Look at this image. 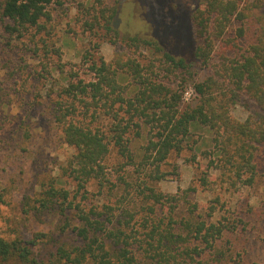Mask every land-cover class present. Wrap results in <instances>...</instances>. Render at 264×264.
<instances>
[{
  "label": "rangeland",
  "instance_id": "374dc122",
  "mask_svg": "<svg viewBox=\"0 0 264 264\" xmlns=\"http://www.w3.org/2000/svg\"><path fill=\"white\" fill-rule=\"evenodd\" d=\"M204 2L206 0H56L49 6L52 19L46 22V29L37 31L33 27L21 34L15 32L6 39L2 38L3 21L0 19V193L5 201L0 208V231L3 235L23 234L30 238L35 231L50 232L53 235L51 242L36 247L42 252L55 249L62 241H80L72 226L61 229L66 220L64 217H56L53 224L48 217L42 222L30 212V205L35 203L42 187H47L58 174L65 177L71 174L64 169L74 149L64 142L62 128L55 117L62 98L60 91L69 83L61 69L88 78L90 62L86 61L85 54L96 59L102 56L107 61H112L118 52L123 56L130 54L154 80L177 89L186 79L182 85L186 88L182 101L185 105L193 98L194 82L206 80L223 62H228L227 58H239L248 52L264 26V0H238L239 15L232 18L225 35L234 38L241 48H230L219 39L207 62L192 54L188 14ZM114 4L118 6V13L112 24L120 32L115 42L114 34L99 22L90 25L100 7ZM179 9L182 11L177 22L171 28H165L175 21L173 16ZM135 34L153 38L164 47L169 45L166 49L178 57L184 56L189 68L184 72H172L174 70L162 60L161 53L143 46L137 50L128 47L123 38ZM121 81L128 92L135 90L132 76ZM257 111H261L259 104L245 94H241L230 109L231 115L239 120H245ZM83 119L100 128L111 121L109 116L96 120L88 115ZM207 135L204 130H197L192 140L197 141L196 144L190 142L192 148L189 145L181 153H171L161 165L167 175L160 181L149 177L148 167L133 170L127 176L129 185L121 197L112 193L111 188L117 182L115 166L122 161L114 150L106 159L107 177L111 180L101 185L98 179H92L85 187H80L73 175L68 176L70 198L86 211L94 205L100 211H107L114 222L128 217L123 214L125 209L134 211L126 232L128 248L137 250L139 264L154 261L147 258L144 250L149 247L144 237L148 228L143 225L144 217L150 214L147 210L149 200L143 199L146 184L165 194L179 193L181 205L172 213L179 211L177 219L188 215L187 207L191 202L199 205L195 213L209 221L231 216V213L237 215V228L225 232L215 243L216 249L215 246L205 249L204 257L209 264H235L238 261L264 264V145L255 151L259 172L254 182L244 184L225 166L224 159L212 152ZM135 139L133 149L138 150L146 143L143 137ZM217 202L214 214L209 217V206ZM68 214L71 225L78 224L77 211L71 209ZM151 215L156 220L164 217L163 207H156ZM123 246L124 243L119 245ZM201 247H205L204 244Z\"/></svg>",
  "mask_w": 264,
  "mask_h": 264
},
{
  "label": "trees",
  "instance_id": "16d2710c",
  "mask_svg": "<svg viewBox=\"0 0 264 264\" xmlns=\"http://www.w3.org/2000/svg\"><path fill=\"white\" fill-rule=\"evenodd\" d=\"M55 1L0 0L2 38L11 37L15 32H27L33 27L37 31L46 29V22L52 19L49 6ZM238 9V0H206L202 6L189 10L191 49L196 58L207 62L219 39L230 48H241L234 38L225 35ZM181 11L179 9L173 16L172 25L165 28H171L177 22ZM98 12L93 15L94 22L90 25L99 22L114 34L115 42L120 32L112 23L118 6L105 5ZM123 40L135 50L143 46L161 53L162 60L174 70L172 72H184L189 68L184 56H176L172 50H167L169 45L164 47L153 38L135 34ZM90 55H84L90 62L88 78L61 69L69 83L60 91L62 98L55 115L64 142L74 149L64 171H70L68 176L73 175L80 187H85L92 179H98L101 185L111 180L107 177L106 159L114 150L122 161L115 166L118 174L116 184L111 186L112 193L121 197L129 185L127 176L144 166L150 168L149 177L160 181L167 175L161 165L171 153H181L190 142L196 144L197 141L192 140L197 130L207 132L212 152L224 159L225 166L244 184L254 182L259 172L255 151L264 145V26L247 53L239 58H227L228 62H223L206 80L194 82L193 98L185 105L182 101L186 88L182 85L186 79L175 89L147 76L135 56H123L118 52L112 61H107L102 56L96 59ZM128 75L135 81L132 92H128L121 81ZM241 94L261 107V111L250 114L245 120L236 119L230 113L232 104ZM88 115L96 120L109 116L111 121L100 128L85 122L83 116ZM137 137L146 140L138 150L132 147ZM190 146L192 148V144ZM244 174H247L246 178ZM68 176L58 174L47 187H42L35 203L30 205V212L42 222L48 217L53 224L56 217H64L66 220L61 229L72 226L80 238L79 243L62 241L55 249L42 252L36 247L51 242L53 235L50 232L35 231L27 238L23 234L8 237L0 231V264H139L137 250L128 248L126 232L134 211L125 209L123 214L128 217L117 222L95 205L86 211L70 198ZM144 189L143 199L149 200L150 204L147 206L150 214L143 222L148 228L144 237L149 246L144 250L147 258L154 260L149 264H209L204 257L205 249L214 248L225 232L237 228V215L231 213V216L209 221L195 213L199 205L194 202L187 207L188 215L177 219L179 211L172 213L181 205L179 193L165 194L148 184ZM4 202L3 193H0V208ZM218 202L209 206V217L214 214ZM158 206L163 207L165 215L156 220L151 214ZM71 209L77 211L78 224L70 223L68 211ZM121 243L125 246L119 247ZM202 244L205 247H201Z\"/></svg>",
  "mask_w": 264,
  "mask_h": 264
}]
</instances>
